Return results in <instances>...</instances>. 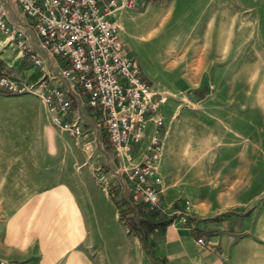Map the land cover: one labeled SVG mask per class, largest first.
Listing matches in <instances>:
<instances>
[{"label": "rangeland", "instance_id": "374dc122", "mask_svg": "<svg viewBox=\"0 0 264 264\" xmlns=\"http://www.w3.org/2000/svg\"><path fill=\"white\" fill-rule=\"evenodd\" d=\"M120 9L129 15L120 30L123 50L163 97L157 213L222 230L227 216L264 202V0H136ZM4 72L20 76L14 68ZM151 126L145 123L135 153ZM90 138L98 142V132ZM102 173L97 187L106 179L115 189L112 172ZM130 216L137 223L146 215ZM128 231L138 232L139 250L158 264L142 226Z\"/></svg>", "mask_w": 264, "mask_h": 264}, {"label": "crops", "instance_id": "0c3cea01", "mask_svg": "<svg viewBox=\"0 0 264 264\" xmlns=\"http://www.w3.org/2000/svg\"><path fill=\"white\" fill-rule=\"evenodd\" d=\"M5 6L8 20L21 26L24 18L12 0H5ZM128 16L120 7L110 16L123 47L120 30L123 35ZM5 49L13 51L2 50V70L14 68L17 78L33 81L40 71L25 75L23 62L14 51L5 59ZM0 99L6 103L0 107V259L12 264H143L146 258L139 250L138 232L128 231L109 194L97 187L96 173L111 175L117 155L108 143L106 147L104 130L95 127L86 106L78 110L73 101L67 112L59 113L63 119L78 112L84 117L79 134L74 135L50 122L37 94L3 93ZM91 131L98 132V142L91 140ZM149 136L150 132L138 153L134 145L129 160L120 157L118 165L136 163ZM164 219L161 213L148 218ZM168 220L145 234L158 264H264V202L247 215L227 216L218 231L209 232L200 221ZM198 236L202 245L195 242Z\"/></svg>", "mask_w": 264, "mask_h": 264}, {"label": "built area", "instance_id": "2783aa9c", "mask_svg": "<svg viewBox=\"0 0 264 264\" xmlns=\"http://www.w3.org/2000/svg\"><path fill=\"white\" fill-rule=\"evenodd\" d=\"M135 1L12 0L24 18L17 26L8 20L5 0H0V54L10 47L23 62L25 75L34 69L40 71L33 81H27L7 75L0 66L1 92L37 94L50 122L74 135L79 134L84 117L78 112L71 119H63L59 113L67 112L73 101L78 110L85 105V113L96 128L104 130L111 150L124 161L141 139L145 123L151 122L140 159L112 171L115 189L103 179L102 187L117 213L124 216H138L136 202L145 210H157L161 191L157 164L162 119L158 106L163 97L143 77L134 57L123 50L118 27L110 17L115 9ZM178 219L183 222L185 217ZM195 242L204 243L201 236ZM0 264L8 262L0 259Z\"/></svg>", "mask_w": 264, "mask_h": 264}, {"label": "trees", "instance_id": "16d2710c", "mask_svg": "<svg viewBox=\"0 0 264 264\" xmlns=\"http://www.w3.org/2000/svg\"><path fill=\"white\" fill-rule=\"evenodd\" d=\"M2 93L7 94L5 92H2ZM102 136H103V141H104L106 147H108L107 142H106V138H105V132L102 134ZM136 209H137V212L139 214H145L147 217H153L154 215L157 214V210L147 211V210L143 209L141 204H138L136 206ZM146 216L144 218L139 219L138 222L136 223L132 219V217L128 214L124 217L125 218L124 222L129 229L137 230V228L139 226H142V231L146 232V231L153 229L154 227H161L162 225H164L165 223H167L169 221L168 219L159 220V221H152V220H148V218H146Z\"/></svg>", "mask_w": 264, "mask_h": 264}]
</instances>
